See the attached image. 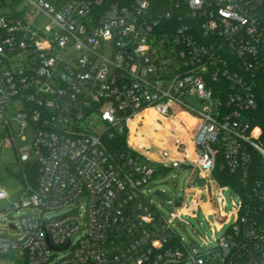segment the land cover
<instances>
[{
    "label": "built area",
    "instance_id": "obj_1",
    "mask_svg": "<svg viewBox=\"0 0 264 264\" xmlns=\"http://www.w3.org/2000/svg\"><path fill=\"white\" fill-rule=\"evenodd\" d=\"M263 4L0 0V137L18 172L37 176L14 204L32 212L0 235V264H264V190L242 196L212 177L219 161L246 180L254 154L264 160L250 117L264 80ZM177 107L201 120L194 164L186 150L177 160L130 143L131 130L146 139L153 115L175 121ZM166 162L197 169L204 182L187 195L203 192L210 205L222 189L237 196L214 247L188 250L173 229L195 201L175 202L165 218L145 196ZM52 212L64 214L47 222Z\"/></svg>",
    "mask_w": 264,
    "mask_h": 264
},
{
    "label": "rangeland",
    "instance_id": "obj_2",
    "mask_svg": "<svg viewBox=\"0 0 264 264\" xmlns=\"http://www.w3.org/2000/svg\"><path fill=\"white\" fill-rule=\"evenodd\" d=\"M184 101L197 110L202 108L201 103L195 99ZM174 114L175 121L160 119L159 116L153 115L152 118L157 121L151 123L143 122L146 139L141 137L133 138V134L136 131L131 130L130 143L136 141V143L148 147L150 151H154L155 148L163 157L167 155L166 151L168 148L174 150L172 145L176 143L179 145L178 150L180 152L186 150V163L194 164L196 155L194 153L190 154L193 149L191 139H194L197 134L201 120L199 117L186 114L178 107L174 109ZM138 132L140 133V131ZM143 140L145 141L143 142ZM152 159L157 160V157L153 156ZM166 167H168L166 170L157 173L153 177L145 189V196L152 206L165 218H168L169 211L175 207V202H180L185 198H187L188 202L195 201L198 205L196 210L191 216H181L180 221L174 222L173 229L188 250L201 253L205 251L206 245L214 247V240L222 235L225 229L235 221L236 209H233L232 203L238 206L239 200L237 196L229 188L222 189L216 201L211 205L207 204L206 195L203 192L200 195H195L193 192L186 194V190L189 188L192 191L198 189L197 185L190 187L196 176L195 173H197L196 168H172L171 164L167 162ZM18 171H20V167L14 150L3 146L2 138L0 137V188L7 194L6 199L0 200V235L9 234L8 225H18V221L22 216L32 212L29 208H14V204L22 200L25 193L24 186L15 177ZM213 184V181L210 182L211 186ZM26 201L27 199H24V202ZM80 204L82 202H77L74 206L77 214H82V211L78 210ZM185 205L182 204L180 206V211L184 209ZM62 214L64 213L52 212L45 215L44 218L47 222H50ZM186 264H190V262Z\"/></svg>",
    "mask_w": 264,
    "mask_h": 264
},
{
    "label": "trees",
    "instance_id": "obj_3",
    "mask_svg": "<svg viewBox=\"0 0 264 264\" xmlns=\"http://www.w3.org/2000/svg\"><path fill=\"white\" fill-rule=\"evenodd\" d=\"M262 13L264 16V4L262 6ZM257 107L255 110L250 112V117L252 124L258 126L261 129L260 142L264 146V80L256 88L255 91ZM113 145H117L120 150L125 149L124 138L118 137ZM253 163L250 169V176L246 180L241 179L240 174H230L227 170L222 168L221 162H217L213 172L212 177L221 186H227L242 196L244 192L252 189L261 187L264 190V160H262L258 155L254 154ZM168 167L158 166L156 168L155 175L157 173L163 172ZM154 175V176H155ZM15 177L19 179L21 184L24 186L26 183L30 184L32 187L36 185V172L35 169L25 167V172H17Z\"/></svg>",
    "mask_w": 264,
    "mask_h": 264
},
{
    "label": "crops",
    "instance_id": "obj_4",
    "mask_svg": "<svg viewBox=\"0 0 264 264\" xmlns=\"http://www.w3.org/2000/svg\"><path fill=\"white\" fill-rule=\"evenodd\" d=\"M173 146V145H172ZM169 151V152H168ZM184 154V152H180V151H175V150H171V148H168L167 149V156L169 158H174V159H177V160H180L182 158V155ZM181 165H187V164H182L180 163L179 164V167ZM189 166V165H188Z\"/></svg>",
    "mask_w": 264,
    "mask_h": 264
},
{
    "label": "water",
    "instance_id": "obj_5",
    "mask_svg": "<svg viewBox=\"0 0 264 264\" xmlns=\"http://www.w3.org/2000/svg\"><path fill=\"white\" fill-rule=\"evenodd\" d=\"M180 168L192 169V166L181 165ZM203 182L204 181L202 179L198 178V176L196 175L191 185H198L199 186V185L203 184Z\"/></svg>",
    "mask_w": 264,
    "mask_h": 264
},
{
    "label": "bare ground",
    "instance_id": "obj_6",
    "mask_svg": "<svg viewBox=\"0 0 264 264\" xmlns=\"http://www.w3.org/2000/svg\"><path fill=\"white\" fill-rule=\"evenodd\" d=\"M145 140H143V142H144ZM131 143H136V141H132Z\"/></svg>",
    "mask_w": 264,
    "mask_h": 264
},
{
    "label": "snow or ice",
    "instance_id": "obj_7",
    "mask_svg": "<svg viewBox=\"0 0 264 264\" xmlns=\"http://www.w3.org/2000/svg\"><path fill=\"white\" fill-rule=\"evenodd\" d=\"M197 2H199V0H197Z\"/></svg>",
    "mask_w": 264,
    "mask_h": 264
}]
</instances>
